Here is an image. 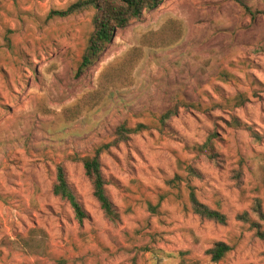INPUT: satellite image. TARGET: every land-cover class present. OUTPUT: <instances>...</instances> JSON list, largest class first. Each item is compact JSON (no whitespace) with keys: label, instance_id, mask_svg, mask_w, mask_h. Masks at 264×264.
<instances>
[{"label":"rangeland","instance_id":"rangeland-1","mask_svg":"<svg viewBox=\"0 0 264 264\" xmlns=\"http://www.w3.org/2000/svg\"><path fill=\"white\" fill-rule=\"evenodd\" d=\"M78 1L0 0V264H264V0H165L81 74L93 12L49 17ZM165 26L179 39L142 48L132 84L74 118L101 73ZM120 125L144 127L101 156L114 226L73 160ZM58 164L89 214L82 227L51 193ZM190 188L226 226L191 213ZM217 242L231 251L213 263Z\"/></svg>","mask_w":264,"mask_h":264},{"label":"trees","instance_id":"trees-1","mask_svg":"<svg viewBox=\"0 0 264 264\" xmlns=\"http://www.w3.org/2000/svg\"><path fill=\"white\" fill-rule=\"evenodd\" d=\"M165 0H82L70 5L65 11H54L49 17H68L74 14H81L86 11H92L91 18L92 32L89 35L86 48L78 64L77 72L84 73L93 66L100 58L106 47L113 41L119 30L125 29L132 22L142 18L145 12L158 8ZM179 31L175 26H165L162 30L151 32L144 35L140 41V47L130 50L123 59L116 65L108 67L103 71L99 78L98 87L93 92L85 95L76 105L74 118H76L81 109L88 107L94 108L104 100L110 91L129 87L132 83L131 73L134 66L141 59L142 48H165L171 46L179 39ZM169 118L168 113L162 115L163 123ZM144 126L139 125L134 129L120 125L114 132L112 144L97 147L93 153L83 158H75L73 161L81 164L83 173L91 187L92 198L96 202L103 219L112 225H118L121 221V215L117 207L112 203L107 193L108 182L103 174L101 156L112 145L126 143L130 136L139 133ZM257 139V136H253ZM211 139L208 138L199 149L204 150L209 147ZM193 173V172H192ZM52 195L61 203L66 204L71 211L74 221L79 227L89 220V214L79 200L76 192L69 183L67 172L63 164L55 166L54 182L51 186ZM189 206L191 213L201 221L210 222L220 226L227 225V217L209 206L201 203L192 188L189 192ZM254 213L262 217L260 205L256 204ZM244 223L250 220L244 213L238 217ZM31 234L34 231L30 232ZM35 240V239H33ZM36 244L35 247H40ZM26 248H31L29 238L23 240ZM231 251V247L224 242L215 243L206 251V255L213 263L222 261ZM178 264H197L194 262L181 260Z\"/></svg>","mask_w":264,"mask_h":264}]
</instances>
